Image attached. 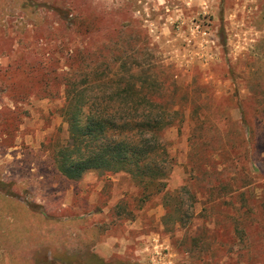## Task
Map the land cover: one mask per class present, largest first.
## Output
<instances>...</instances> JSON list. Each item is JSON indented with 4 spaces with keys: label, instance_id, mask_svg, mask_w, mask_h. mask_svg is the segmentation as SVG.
Returning <instances> with one entry per match:
<instances>
[{
    "label": "rangeland",
    "instance_id": "obj_1",
    "mask_svg": "<svg viewBox=\"0 0 264 264\" xmlns=\"http://www.w3.org/2000/svg\"><path fill=\"white\" fill-rule=\"evenodd\" d=\"M20 1L0 0V264H264V0H59L97 27L83 38ZM128 55L185 116L162 135V193L125 172L73 181L57 168L68 61L80 78ZM182 187L193 217L176 227L163 195Z\"/></svg>",
    "mask_w": 264,
    "mask_h": 264
},
{
    "label": "trees",
    "instance_id": "obj_2",
    "mask_svg": "<svg viewBox=\"0 0 264 264\" xmlns=\"http://www.w3.org/2000/svg\"><path fill=\"white\" fill-rule=\"evenodd\" d=\"M18 7L40 21L38 24L44 22V17L34 7L51 8L67 23V29L80 31L76 33L78 38L97 29L86 17H73L74 8L62 6L59 0H42L40 5L21 0ZM85 49L72 51V63L84 61ZM128 56L114 57L101 71H83L80 78L73 77L71 69L75 67L68 61L69 70L61 73L64 102L60 114L67 126L68 143L57 150V168L62 176L73 181L88 171L125 172L148 193H162L173 169L162 135L166 129L181 125L185 116L176 97L158 100L152 95L160 82L147 66L134 64ZM22 70L34 68L31 63H22ZM180 191L184 187L164 193L166 213L162 221L185 227L193 217L192 212L186 211L192 205L181 207Z\"/></svg>",
    "mask_w": 264,
    "mask_h": 264
}]
</instances>
